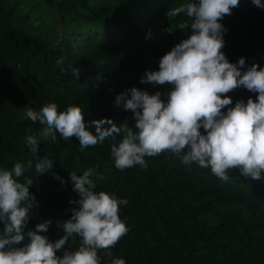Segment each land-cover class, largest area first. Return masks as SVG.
<instances>
[{
  "label": "trees",
  "instance_id": "trees-1",
  "mask_svg": "<svg viewBox=\"0 0 264 264\" xmlns=\"http://www.w3.org/2000/svg\"><path fill=\"white\" fill-rule=\"evenodd\" d=\"M191 2L0 0V170L21 163L25 171L20 182L32 178L29 191L36 198L25 240L17 247L29 243L26 233L46 221L52 223L40 235L53 243L63 237V223L79 207L72 201L80 199L70 173L93 169L95 192L127 200L119 216L128 232L110 249L111 257L103 250L98 253L100 264L117 258L126 264H264V180L245 178L234 169L223 181L210 169L195 162L186 165L182 155L169 152L145 157L146 167L121 171L111 147L124 133L82 149L76 137L64 140L58 132L54 141L45 139L40 135L44 125L25 118L28 109L39 111L55 103L58 112L79 106L86 130L94 135L92 122L105 119L135 130L134 114L118 106L116 98L138 88L150 95L160 92L167 100L171 85L140 81L158 71L160 59L192 34L190 28H179L182 22L190 23L185 13L167 15ZM220 23L225 29L222 51L229 63L244 58L242 73L254 64L264 69V8L241 0ZM61 58L63 63L57 65ZM74 68L81 70L79 79L72 75ZM227 96L233 103L222 110L225 113L239 101L256 100L258 93L240 87ZM27 135L38 140L35 157ZM44 157L53 162V169L38 175L35 163ZM3 228L0 222V232ZM80 244L74 235L57 255L75 252Z\"/></svg>",
  "mask_w": 264,
  "mask_h": 264
},
{
  "label": "clouds",
  "instance_id": "clouds-1",
  "mask_svg": "<svg viewBox=\"0 0 264 264\" xmlns=\"http://www.w3.org/2000/svg\"><path fill=\"white\" fill-rule=\"evenodd\" d=\"M240 3L241 0H193L167 13L169 17L185 13L190 23L182 22L179 28H190L192 34L160 59L158 71L146 73L140 81L171 85L166 101L161 99L160 92L150 95L138 88L117 96L116 104L134 114L135 130L105 119L92 122L94 135L86 130L79 106L58 112L55 103H47L39 111L28 109L25 118L44 125L40 135L45 139L54 141L58 132L64 140L76 137L82 149L103 143L106 138L115 140L124 133L122 141L111 147L114 165L121 171L136 165L146 167L145 157L169 152L182 155L186 165L195 162L210 169L223 181L229 179L228 171L234 169L245 178L264 180V69L254 64L242 73L245 59L241 58L238 64L229 63L222 51L225 29L220 21ZM252 3L264 8L262 0ZM62 63V58L57 60V65ZM80 71L74 68L72 75L79 79ZM240 87L258 93L256 100L239 101L225 113L222 110L233 103L227 94ZM105 124L111 127L105 128ZM26 144L33 156H37V138L27 135ZM32 166L33 162L29 161L28 168ZM52 169L53 162L47 157L35 163L38 175ZM24 171L19 162L11 170H0V222L4 224L0 232V264H100L101 250L111 257L110 249L128 232L119 216L120 205H126L127 200L104 191L95 192L93 169L83 171L82 175L70 173L80 199L72 201L79 207L72 209L71 219L63 223V237L53 243L40 235L52 223L46 221L37 224L35 231L26 233L29 243L17 247L25 240L24 230L36 201L29 191L34 180L25 177L20 182ZM55 178L61 179L59 175ZM74 235L81 238L78 250L57 255ZM111 264L126 262L117 258Z\"/></svg>",
  "mask_w": 264,
  "mask_h": 264
}]
</instances>
